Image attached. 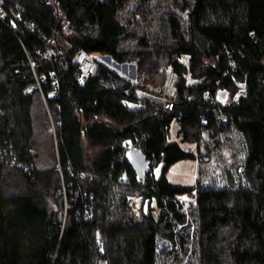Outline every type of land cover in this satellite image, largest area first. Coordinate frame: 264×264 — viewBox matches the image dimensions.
<instances>
[{
    "label": "trees",
    "instance_id": "obj_1",
    "mask_svg": "<svg viewBox=\"0 0 264 264\" xmlns=\"http://www.w3.org/2000/svg\"><path fill=\"white\" fill-rule=\"evenodd\" d=\"M5 2L21 20L0 18V264H160L159 238L184 249L176 264H264V0ZM79 52L135 62L154 85L172 66L174 111L128 109L125 91L138 84L101 59L81 81ZM39 100L56 124L52 167L39 165L34 146ZM219 108L229 117L221 126ZM173 120L195 152L170 140ZM233 128L246 148L238 178L169 179L171 165L209 159ZM140 194L156 199V214L142 202L137 215L129 197ZM180 195L194 201L185 207Z\"/></svg>",
    "mask_w": 264,
    "mask_h": 264
},
{
    "label": "rangeland",
    "instance_id": "obj_2",
    "mask_svg": "<svg viewBox=\"0 0 264 264\" xmlns=\"http://www.w3.org/2000/svg\"><path fill=\"white\" fill-rule=\"evenodd\" d=\"M132 6L133 4L129 6V11ZM50 54L56 55L55 51H53L52 49ZM91 57L95 61L97 59L105 60L110 67L116 69L124 76L133 80V82L136 79L135 83L138 84L144 90H152V92L157 94L162 92L163 89H165L167 81H174L173 87L178 93L176 82L179 77L172 68V66L165 68L166 77L164 79V82L159 85H154V83L151 81L146 83L144 82V79L148 76L145 72H143V75H141L136 70L135 62H127L121 64L119 62H116V60H114L108 55L94 52L91 53ZM182 61L188 66L189 56L184 55L182 57ZM170 70L175 72V79H173L172 75H168ZM185 76L187 78V81H198V79L192 77L190 72H186ZM34 114L35 120L37 121L34 146L36 150L39 151V165L41 167H52L55 164V157L58 145L55 121L44 101L43 104L42 101H38ZM173 123V128H169L170 140H174L176 138V140L180 142L182 147L184 146L185 149L190 152H195L196 143L182 142L180 140L181 138L178 135L179 124L177 121H174ZM221 137V146L214 149L209 159H185L171 165L167 173L169 179L173 182L182 184H194L198 181H201L204 186H225L227 185V179L229 174H233L236 178H238V173L240 172L239 166L244 162V156L246 151L245 143H243V136L238 131V129L233 128L232 130L222 133ZM207 138L208 134H205V139ZM94 152L95 150H90L89 154L94 155ZM202 152H206V149H204L203 145ZM133 158L136 164L139 166V169L144 170L145 160L140 149H137V151L133 155ZM180 198L184 201L185 207H188L189 204L194 201V197L190 195H180ZM155 201L156 199L153 200L152 206L154 207L156 214L159 210V206L157 202L155 203ZM129 202L133 209L136 211L137 215H139L141 211V206L143 204L142 202H144V195L140 194L130 196ZM158 250L161 256L160 264H176L177 260L176 258H174L175 256L177 257V259H182V257H186L184 255V249L181 248L179 244L173 243L172 241L170 242L169 240L163 238H159ZM192 260L186 261V258H184V260H182L180 264H188L189 262V264H195L194 262H192Z\"/></svg>",
    "mask_w": 264,
    "mask_h": 264
},
{
    "label": "built area",
    "instance_id": "obj_3",
    "mask_svg": "<svg viewBox=\"0 0 264 264\" xmlns=\"http://www.w3.org/2000/svg\"><path fill=\"white\" fill-rule=\"evenodd\" d=\"M16 8L20 9L18 6ZM18 12L19 11L17 10L15 11L13 8L7 10L5 0H0V18L5 19V17H7V15L10 13L13 16H16L19 20H21V15ZM26 24H28V22H26ZM50 52L51 50H49V54ZM76 60L78 61L79 64L78 76L81 79V81H86L89 77L95 75V60H93L91 54L79 52V54L76 56ZM102 61H104L107 64L105 60ZM42 79H45V76L42 77ZM135 81L136 79L134 80L133 83H135ZM188 82L190 84L194 83V81L192 82L188 81ZM211 95L212 94H208V96ZM218 100L219 98L218 99L215 98L216 102H218ZM122 102L123 105H125L130 110H137L143 108L147 104H155L162 107L166 111H174L175 105L177 104V92L175 89L172 90L171 92L166 91V89H163L162 92L155 94L154 92H152V90H144L139 85H136L133 94L129 92V89H126L125 96L123 97ZM216 119L220 126L222 124L228 123L229 121L228 115L224 113L221 108L216 109ZM174 121L177 120H173V122ZM173 122L171 123L170 129L173 128L174 125ZM174 140L177 141L176 138ZM183 148L185 149L184 146ZM60 192L61 191L58 190L56 194H59Z\"/></svg>",
    "mask_w": 264,
    "mask_h": 264
},
{
    "label": "water",
    "instance_id": "obj_4",
    "mask_svg": "<svg viewBox=\"0 0 264 264\" xmlns=\"http://www.w3.org/2000/svg\"><path fill=\"white\" fill-rule=\"evenodd\" d=\"M222 93H223V92H222ZM246 93H247V89H246L245 87H243V88H241V89L235 94L234 99L237 100V99L240 98L241 94H246ZM226 94H227L226 91H224L223 96H226ZM219 101H220V104H222L223 106H225V104H223V101H222L221 98H219ZM124 144L126 145L125 147H127V149L130 147V151H131V152H133V151H135V150L138 149V148H136V147H133L134 145H133V142H132L131 139H127V140L124 142ZM151 202H152V201H151V199H149V198H147L146 201L143 202V203H144V209H145L146 211L149 210Z\"/></svg>",
    "mask_w": 264,
    "mask_h": 264
},
{
    "label": "bare ground",
    "instance_id": "obj_5",
    "mask_svg": "<svg viewBox=\"0 0 264 264\" xmlns=\"http://www.w3.org/2000/svg\"><path fill=\"white\" fill-rule=\"evenodd\" d=\"M168 75H172L173 76V79H175V75L171 72V70H170V72H169V74ZM169 77V76H168ZM169 79V78H168ZM165 89H166V91H169V92H171L172 90H174V87H173V81H167V84H166V87H165ZM156 203V202H155ZM155 203H154V205H155Z\"/></svg>",
    "mask_w": 264,
    "mask_h": 264
}]
</instances>
